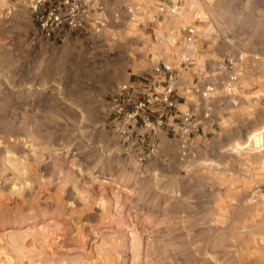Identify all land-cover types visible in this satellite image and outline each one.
I'll use <instances>...</instances> for the list:
<instances>
[{"label":"rangeland","instance_id":"1","mask_svg":"<svg viewBox=\"0 0 264 264\" xmlns=\"http://www.w3.org/2000/svg\"><path fill=\"white\" fill-rule=\"evenodd\" d=\"M59 1L0 0V264H264V0H179L170 49L147 23L166 8L112 0L47 35ZM170 73L176 108L127 120Z\"/></svg>","mask_w":264,"mask_h":264},{"label":"built area","instance_id":"2","mask_svg":"<svg viewBox=\"0 0 264 264\" xmlns=\"http://www.w3.org/2000/svg\"><path fill=\"white\" fill-rule=\"evenodd\" d=\"M105 6L106 0H60L57 7L45 10L44 14L39 19V26L42 31L47 33V35L56 29H59L63 25H66L72 29H78L83 26V23L86 22L90 15L104 12ZM158 11L162 12L163 6H160ZM95 23L98 24V22ZM185 40L187 42H192V36L188 35ZM192 63V58L186 54L181 55L179 58L180 65L183 64L186 66ZM155 71L157 72L158 76L163 74L160 67H156ZM199 73L200 75H203L202 72ZM174 77V73H170L168 75V77L165 79L166 85L162 87L159 94H154L151 89L145 90L144 93L147 94V96L135 103L134 108L126 115L127 120L134 119L138 115L139 111L144 110L150 103L156 101L164 102L169 109L176 108V103L171 98L173 93ZM236 81L237 75L235 73L228 74L222 83L223 91H225L227 94H230ZM130 87L133 86L131 84H124L121 86V89L126 90ZM192 90L199 100L198 103L203 102L201 111L203 112L204 116H207L210 108L205 106L208 100L216 93V85L212 83H207L205 85H194ZM176 117H178V129H180V137H184V139H186V135L188 134L191 127L190 123L193 120V110L186 109L180 114L176 115ZM144 124L146 127L150 126V122L148 120H145ZM121 133H124L122 129Z\"/></svg>","mask_w":264,"mask_h":264},{"label":"crops","instance_id":"3","mask_svg":"<svg viewBox=\"0 0 264 264\" xmlns=\"http://www.w3.org/2000/svg\"><path fill=\"white\" fill-rule=\"evenodd\" d=\"M112 0H106V6L104 12H101L106 14L107 11V4ZM145 3V11L149 10V7H156L159 8L160 6H163V8H166V11L164 13H154L153 14V20L148 21V25H150L152 28L150 29V35L152 38H154L156 41H158L162 49L166 46L168 49L175 48L179 45H181V38L185 36L184 34H187V28L183 25V22L179 20L182 16L180 14H174L176 11L175 7L178 6L179 0H146ZM121 2V0H119ZM125 3V2H124ZM135 2L128 1V3L125 4V7L129 8H135L137 11V7L133 5ZM118 4H116L117 6ZM130 5V6H129ZM147 9V10H146ZM136 13V12H135ZM99 14V13H97ZM179 15V16H178ZM183 18V17H182ZM148 27L145 28V31H148ZM174 55L172 57H166L163 53L160 57V61L167 65V61L174 60ZM168 59V60H167ZM177 59V57H176ZM166 60V61H165ZM169 64V63H168ZM186 101V100H185Z\"/></svg>","mask_w":264,"mask_h":264},{"label":"bare ground","instance_id":"4","mask_svg":"<svg viewBox=\"0 0 264 264\" xmlns=\"http://www.w3.org/2000/svg\"><path fill=\"white\" fill-rule=\"evenodd\" d=\"M75 157V156H74ZM74 159V158H73ZM71 160V159H70Z\"/></svg>","mask_w":264,"mask_h":264}]
</instances>
